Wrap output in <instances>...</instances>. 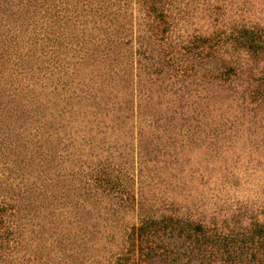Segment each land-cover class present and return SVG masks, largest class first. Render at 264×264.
Instances as JSON below:
<instances>
[{"label":"rangeland","instance_id":"1","mask_svg":"<svg viewBox=\"0 0 264 264\" xmlns=\"http://www.w3.org/2000/svg\"><path fill=\"white\" fill-rule=\"evenodd\" d=\"M45 1L26 20L0 5L26 53L0 91L42 122L8 120L0 95L26 145L0 155V200L23 173L9 203L27 213L18 259L0 264H139L128 233L150 215L264 224V0Z\"/></svg>","mask_w":264,"mask_h":264},{"label":"trees","instance_id":"2","mask_svg":"<svg viewBox=\"0 0 264 264\" xmlns=\"http://www.w3.org/2000/svg\"><path fill=\"white\" fill-rule=\"evenodd\" d=\"M59 2L61 3V0ZM42 4H46V1L0 0V5H2L4 10L10 9L14 12V8H16L14 6H18V10L24 9V11L20 10V12L25 15V20L31 17L28 12L33 9V6H41ZM32 11H35V9ZM3 25V29L0 28V75L7 66L14 65L15 62L19 64L20 60L26 55L19 47L17 34L10 28L9 20L7 19ZM16 31L18 32V30ZM23 34L26 36L24 31ZM244 34L245 36L249 34L244 42L250 50L254 51L253 31L245 29ZM28 39L32 44L35 43L33 45L34 48L39 47L35 39L29 37ZM48 40L50 41V37ZM45 47L41 45L40 51L45 52ZM50 56L51 53H49ZM5 85H3L0 95H4L7 91L5 95L8 100L6 103L8 114L5 115L8 116V120L32 123L28 121L32 119L33 122L38 123L36 126L41 124V120H33L35 112L33 100L27 98L26 95H21V90L12 87V84ZM0 107H2V103H0ZM6 122L8 121H4L1 117L0 155H9L10 149L12 150V146H16V144L19 152L24 151L26 145L20 144L17 136L21 134V131H16L15 133L17 134L13 137L12 130L9 132L8 129L3 130L2 128ZM12 139L14 143H12ZM41 154L39 153V155ZM22 175L25 174L17 173L16 178L19 177L20 179L16 186L6 182L10 192L5 191L0 200V260L4 262L17 260V253L23 249L20 238L25 229V221H23V218L26 219L24 214H27L24 212L25 206L18 204L17 209H15L9 203V200L16 201L15 192H17L16 196L19 198V184L21 182L26 184L25 177L21 181ZM3 188L0 187V193L4 191ZM26 191L27 189H24L23 194ZM4 198L8 200L3 201ZM24 199L23 196H20L21 201ZM128 238V244L132 245V252L136 255L139 264H215L216 261H212V256L218 253L221 255L225 254L224 259H222L225 264H238L240 261L237 260V256L249 254V257H255L256 253L259 252L264 254V224L258 222L251 223L243 231L234 228L229 229L227 232H222L214 226H207L189 217L166 214L159 215V217L150 215L145 216L138 225L130 228ZM245 261H247L246 264H253L254 262L251 259H246ZM257 263L259 262L257 261Z\"/></svg>","mask_w":264,"mask_h":264}]
</instances>
